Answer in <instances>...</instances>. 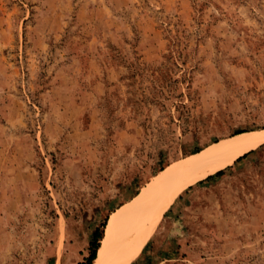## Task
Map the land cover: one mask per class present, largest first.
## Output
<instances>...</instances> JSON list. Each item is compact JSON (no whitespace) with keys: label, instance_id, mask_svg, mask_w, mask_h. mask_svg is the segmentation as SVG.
<instances>
[{"label":"rangeland","instance_id":"rangeland-1","mask_svg":"<svg viewBox=\"0 0 264 264\" xmlns=\"http://www.w3.org/2000/svg\"><path fill=\"white\" fill-rule=\"evenodd\" d=\"M262 101L264 0H0V264H81L98 229L99 254L111 215L163 170L263 130ZM204 121L223 131L199 151L162 158V146L153 160L141 143ZM125 156L134 164L117 174ZM215 175L145 234L144 264L161 252L164 264H264V145ZM193 197L197 250L186 253Z\"/></svg>","mask_w":264,"mask_h":264},{"label":"bare ground","instance_id":"bare-ground-1","mask_svg":"<svg viewBox=\"0 0 264 264\" xmlns=\"http://www.w3.org/2000/svg\"><path fill=\"white\" fill-rule=\"evenodd\" d=\"M262 145L264 129L233 136L170 165L136 198L111 215L95 264H124L128 253L137 248L183 191L234 165Z\"/></svg>","mask_w":264,"mask_h":264},{"label":"snow or ice","instance_id":"snow-or-ice-1","mask_svg":"<svg viewBox=\"0 0 264 264\" xmlns=\"http://www.w3.org/2000/svg\"><path fill=\"white\" fill-rule=\"evenodd\" d=\"M264 103V101H262ZM217 129L220 131H223V128L220 127L219 122H216L215 126H210L207 121L202 122V127H195L194 130L189 133L188 128L186 126L183 127L182 131L173 130V126L169 124L167 126V130L164 129H156L154 130L155 135L153 134V131H150L141 141V143L148 148L149 156L153 160L156 159V156L153 155V153H159L161 150V147L163 146L164 152L162 153V158H166L168 153H172L173 158H177L178 153L183 149L185 152H188L190 149L194 151H199V149H192V145L194 143H199V139L201 136H207L211 133H214ZM215 138V137H214ZM251 139V138H250ZM119 161V165L123 167L125 170L123 173L121 172V168L112 165V167H116L117 174H126L129 165L134 164L133 161L127 159V157H117L116 158ZM146 159V158H145ZM229 160L232 159V157H228ZM112 167H109L106 169L109 175L112 174ZM230 170V169H229ZM101 179H103V175H101ZM244 179L248 180L250 182V176L246 172L244 173ZM243 182L238 178V183ZM261 187L264 188V178H261L260 180ZM108 187H111V184H108ZM101 191H104V189H101ZM187 195V193H185ZM195 197H193V203L189 205L191 211H185L184 216L185 219L181 222V226L183 227V230L186 234V236L190 237V239L187 241V247H186V253L195 252L196 244H197V237H198V223L196 222V213L198 210L197 204L194 202ZM200 207H203V205H200ZM97 211H100L101 209L97 208ZM171 213H169V216ZM168 217H165L167 219ZM107 223V220L104 221ZM89 226L86 225L84 228V232L88 231ZM179 233V228L177 229V235ZM162 233L158 232V235L156 239H160V235ZM82 242L84 241V235L83 233L80 234L78 237ZM169 237H165L163 240H160L161 247L165 246L169 242ZM174 242V241H173ZM84 247L83 243L81 245ZM94 255V253H93ZM172 255H175V253H172ZM169 256L168 253L161 252L160 258L158 260L151 261L150 264H164L165 259H167ZM81 264H90V258L84 256V253H80L79 257ZM189 256L187 254L183 255L181 257V260H188ZM129 261H132L133 264H144V261L142 259V254L139 250V246H137L136 249L130 251L128 253V259L124 262V264H129ZM19 264H28V259L25 256L24 258L19 259ZM53 264H60L59 261H56L55 258L53 260ZM75 264V261L73 262Z\"/></svg>","mask_w":264,"mask_h":264},{"label":"trees","instance_id":"trees-1","mask_svg":"<svg viewBox=\"0 0 264 264\" xmlns=\"http://www.w3.org/2000/svg\"><path fill=\"white\" fill-rule=\"evenodd\" d=\"M246 131H239L236 133L237 134H240V133H244ZM243 157H241L240 159H238V161H240ZM224 174V170L222 171H219L215 176H222ZM213 176H210L208 177L207 179H210L212 178ZM103 238V232L98 229L95 233H94V237H93V241H92V245H91V253L89 255V258H90V264H93L96 259H97V254H98V251L101 247V243L100 241L102 240ZM94 253V255H93Z\"/></svg>","mask_w":264,"mask_h":264}]
</instances>
